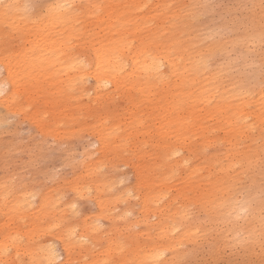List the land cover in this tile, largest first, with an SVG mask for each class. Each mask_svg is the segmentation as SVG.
I'll list each match as a JSON object with an SVG mask.
<instances>
[{
	"label": "bare ground",
	"instance_id": "1",
	"mask_svg": "<svg viewBox=\"0 0 264 264\" xmlns=\"http://www.w3.org/2000/svg\"><path fill=\"white\" fill-rule=\"evenodd\" d=\"M206 2L58 0L32 18L24 0H0V34L29 44L27 50L9 54L0 63L9 86L0 106L8 110L16 103L22 83L19 75L26 77L41 70L43 81L31 78L37 93H44L48 101L58 98L65 103L57 114L51 112L50 118L62 116L58 122L72 124L77 119L72 108H80L79 102L86 99V108L105 113L104 123L118 127L117 134L115 128L114 132L94 131L99 155H104L119 135L127 140L134 131L144 133L149 118L156 125L152 134L155 177L138 175L137 185L153 181L160 198L174 194L171 200L180 204L175 214L178 222H192V208L198 209L210 226L217 222L229 225L237 214H249L243 228L230 226L231 234H222L221 239L222 246L240 241L244 252H249L258 243L264 247V86L253 91L239 84L243 80L227 82L233 76L229 70H209L208 61L217 52L230 49L227 45L235 43L249 50V46L264 44V0H249L250 14L244 18L248 19V33L213 42H207V34L197 30ZM80 54L92 61L90 72L80 63ZM153 61L158 67L149 70ZM81 77L92 81L89 88L84 87L86 81L70 87ZM104 80L109 87L101 86ZM114 97L125 103L122 114L108 111H116L111 102ZM205 148L220 151L205 156ZM94 169L93 163L85 165L87 172ZM245 179L247 184L242 186ZM0 262L7 264L1 250Z\"/></svg>",
	"mask_w": 264,
	"mask_h": 264
},
{
	"label": "rangeland",
	"instance_id": "2",
	"mask_svg": "<svg viewBox=\"0 0 264 264\" xmlns=\"http://www.w3.org/2000/svg\"><path fill=\"white\" fill-rule=\"evenodd\" d=\"M54 1L58 0H24L32 18ZM250 7L249 0H207L197 30H201V35L207 34V42L240 37L249 32L248 19L244 18H248ZM227 46L230 49L209 59V70L227 68L233 75L227 82L243 80L239 84L253 91L262 88L264 44L249 46V50L235 43ZM27 47L28 43L24 45L15 36L0 34V63L9 54ZM86 54L78 55V59L90 72L92 61ZM25 76H18L22 83L18 86L16 103L8 110L0 106V250H9L10 255L3 254L7 264H33L37 257L47 264L46 255L39 249L49 244L54 245L56 260H62L63 264H146L156 252L163 253L156 264H264L261 243L249 252H244L240 241L221 245L222 234H231L229 229L234 225L243 228L246 219L250 220L249 214L246 217L237 214L233 225L217 222L210 226L203 214L192 208V222H178L175 214L180 204L171 200L174 194L160 198L153 181L137 185L138 175L152 180L155 177L152 134L156 125L149 118L144 133L134 131L127 140L121 139L123 134L119 135L120 139L113 140L106 153L99 155L94 131L115 128L116 134L119 132L117 126L104 123L105 113H93L84 106L87 100L82 99L80 108H72L77 112L71 111L76 113L75 122L70 125L58 122L62 116L61 120L52 119L50 113L57 111V114L65 103L58 98L48 101L44 93H37L31 78L43 81L41 70ZM5 78V68L0 65V86H4L0 99L9 90ZM91 84L89 79L84 87ZM45 85L41 84L43 92ZM111 102L116 111H108L122 114L125 106L122 98L114 97ZM139 113H144L142 107ZM45 128L48 130L44 131ZM219 151L220 148H205L203 154ZM85 163H93L94 171L87 172ZM241 182L242 186L247 184L246 179ZM78 190H90L91 196L84 191L88 198L81 199ZM195 227H202L201 231ZM192 239L196 241L191 246Z\"/></svg>",
	"mask_w": 264,
	"mask_h": 264
},
{
	"label": "snow or ice",
	"instance_id": "3",
	"mask_svg": "<svg viewBox=\"0 0 264 264\" xmlns=\"http://www.w3.org/2000/svg\"><path fill=\"white\" fill-rule=\"evenodd\" d=\"M80 39H83V37H80ZM69 43L70 44L71 43H75V41H69ZM125 46H127V45H125ZM80 63L83 64L84 62L81 61ZM74 67H75V65H74ZM157 67H158L157 63L155 61H153V63L149 66V70H155ZM86 79H87L86 77H81L79 81L74 82L70 87H73V88L74 87H78L79 84L85 82ZM101 86L107 88V87H109V82L107 80H104V81L101 82ZM3 87L4 86H0V95H3V91H2V88ZM124 182H125L124 179H122L121 180V183L123 184ZM84 191H87L88 192V197L91 196L90 190H84ZM84 191H79L78 190V195L80 196L81 199L88 198V197H85ZM72 207L75 208L76 205L73 204ZM13 239H15V238H13ZM39 252L46 255V257H47V264H63V261L62 260H60V261H57L56 260V257L58 256V253L55 251L54 245L49 244L46 247L39 249ZM3 254L4 255H10V252L6 248V249H4ZM161 255H163V253H160V252L154 253L151 256V258L148 261H146V264H156L158 258ZM33 264H44V261L43 260H40L39 257H37V259H34L33 260Z\"/></svg>",
	"mask_w": 264,
	"mask_h": 264
}]
</instances>
